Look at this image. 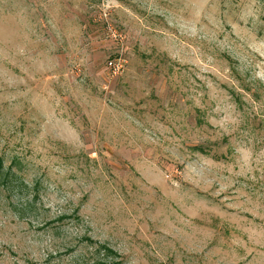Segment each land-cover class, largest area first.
<instances>
[{
    "label": "rangeland",
    "instance_id": "1",
    "mask_svg": "<svg viewBox=\"0 0 264 264\" xmlns=\"http://www.w3.org/2000/svg\"><path fill=\"white\" fill-rule=\"evenodd\" d=\"M0 167V264H264V0H0Z\"/></svg>",
    "mask_w": 264,
    "mask_h": 264
},
{
    "label": "trees",
    "instance_id": "2",
    "mask_svg": "<svg viewBox=\"0 0 264 264\" xmlns=\"http://www.w3.org/2000/svg\"><path fill=\"white\" fill-rule=\"evenodd\" d=\"M13 177H14L13 173L10 170L2 171L0 167V187H3V189H7L10 193H21L22 194V191H23L25 194L26 193L25 183L19 181L18 178L14 179ZM12 209L13 211L17 210L16 206L12 207ZM99 248H101V251H103L102 260L104 263L95 262L93 264H108L106 259H108L109 257L118 258V254L113 249L109 248L108 246L101 244ZM117 262L119 263L120 261H117Z\"/></svg>",
    "mask_w": 264,
    "mask_h": 264
},
{
    "label": "built area",
    "instance_id": "3",
    "mask_svg": "<svg viewBox=\"0 0 264 264\" xmlns=\"http://www.w3.org/2000/svg\"><path fill=\"white\" fill-rule=\"evenodd\" d=\"M108 66L115 71L120 68L119 65L115 63L113 60L108 61Z\"/></svg>",
    "mask_w": 264,
    "mask_h": 264
}]
</instances>
